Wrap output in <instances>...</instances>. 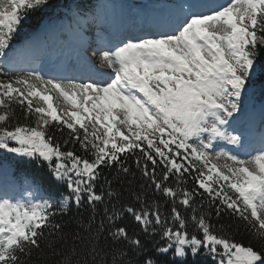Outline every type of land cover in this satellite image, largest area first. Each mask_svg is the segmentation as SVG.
<instances>
[{
	"label": "snow or ice",
	"instance_id": "obj_1",
	"mask_svg": "<svg viewBox=\"0 0 264 264\" xmlns=\"http://www.w3.org/2000/svg\"><path fill=\"white\" fill-rule=\"evenodd\" d=\"M115 12L0 0V264H264V0Z\"/></svg>",
	"mask_w": 264,
	"mask_h": 264
},
{
	"label": "rangeland",
	"instance_id": "obj_2",
	"mask_svg": "<svg viewBox=\"0 0 264 264\" xmlns=\"http://www.w3.org/2000/svg\"><path fill=\"white\" fill-rule=\"evenodd\" d=\"M112 1L113 0H104V2L109 3V4H112ZM131 1H132L131 4L128 3L127 5H125L124 8L117 10L118 13L114 14V16L112 18V23L115 25L114 27L125 26V25H127L128 22L134 21V19L136 17L142 18L144 15L149 14V13L166 10L172 6V3H175V4L179 3L180 4V1H178V0H155V1L131 0ZM144 2L147 3V5L149 7H151L149 9V11H147V10L143 11L142 10V3H144ZM128 8H130V9H128ZM121 10H123V11L121 12ZM119 15L122 16L123 18L119 19L118 18ZM89 29H90L89 30V36L90 37L92 34H95V35L99 34L97 29H96L95 33L91 30V28H89ZM101 31H103V29H101ZM84 37H85V32H84ZM78 45L81 46L79 39H78ZM58 48H60V46H57V49ZM69 50H70V47L68 46L67 49L59 50V52L56 55H54L53 57L61 56V55L67 56V57H72L76 51H81L80 49L78 50L75 46H74V53L73 54ZM93 51L94 50L90 51L88 53V55L91 56V58L93 59L94 62H96L98 67H103L102 65L99 64L97 57L93 55ZM85 52H87V49ZM53 57H51L50 60H52ZM259 107H260V102L256 106L257 111H258Z\"/></svg>",
	"mask_w": 264,
	"mask_h": 264
},
{
	"label": "trees",
	"instance_id": "obj_3",
	"mask_svg": "<svg viewBox=\"0 0 264 264\" xmlns=\"http://www.w3.org/2000/svg\"><path fill=\"white\" fill-rule=\"evenodd\" d=\"M54 2H56V3H70V2H77V0H54ZM83 2L88 3V4H92L93 0H83ZM26 31H27V29H26ZM254 88H255V92H256V96H255L254 100H258L261 98V90H262V88H264V85H261L259 82H256L254 85ZM9 161H11L10 156H9ZM105 172H107V170H105ZM83 214L87 215V210H84ZM68 219H69V217L64 218L65 221H67ZM213 221H215V218H213ZM236 239L243 240L246 242L248 240V237L241 234V235H238L236 237ZM35 257H36V253L34 252L33 258L35 259ZM42 264H46V262H42Z\"/></svg>",
	"mask_w": 264,
	"mask_h": 264
},
{
	"label": "bare ground",
	"instance_id": "obj_4",
	"mask_svg": "<svg viewBox=\"0 0 264 264\" xmlns=\"http://www.w3.org/2000/svg\"><path fill=\"white\" fill-rule=\"evenodd\" d=\"M178 1H180V3H182V2H183V0H178ZM178 5H179V3H178V4L172 3V6H171V7H169V8L177 7Z\"/></svg>",
	"mask_w": 264,
	"mask_h": 264
}]
</instances>
